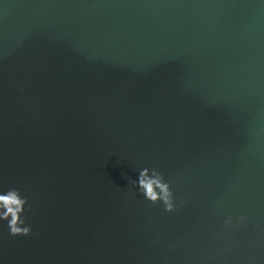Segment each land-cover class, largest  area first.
Segmentation results:
<instances>
[{
	"label": "water",
	"instance_id": "obj_1",
	"mask_svg": "<svg viewBox=\"0 0 264 264\" xmlns=\"http://www.w3.org/2000/svg\"><path fill=\"white\" fill-rule=\"evenodd\" d=\"M11 189L0 264H264V0H0Z\"/></svg>",
	"mask_w": 264,
	"mask_h": 264
},
{
	"label": "clouds",
	"instance_id": "obj_2",
	"mask_svg": "<svg viewBox=\"0 0 264 264\" xmlns=\"http://www.w3.org/2000/svg\"><path fill=\"white\" fill-rule=\"evenodd\" d=\"M139 185L143 190L145 196L155 201L158 198L164 200L167 208L171 210V193L169 191L168 185L162 182L161 177L158 173H153V176H148V170L144 169L140 174ZM156 189L160 191L157 192ZM26 204V198H21L18 189L8 190L5 195H0V205H2L6 211L3 213V217L6 219L11 216L8 222L10 233L13 235L30 233V227L21 228L19 224L23 223L20 219L19 213L24 211V206Z\"/></svg>",
	"mask_w": 264,
	"mask_h": 264
}]
</instances>
